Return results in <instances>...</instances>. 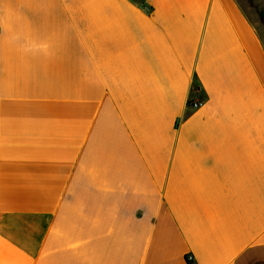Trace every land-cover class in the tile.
<instances>
[{"label": "crops", "instance_id": "crops-1", "mask_svg": "<svg viewBox=\"0 0 264 264\" xmlns=\"http://www.w3.org/2000/svg\"><path fill=\"white\" fill-rule=\"evenodd\" d=\"M189 254L264 264V29L241 0H0V264Z\"/></svg>", "mask_w": 264, "mask_h": 264}, {"label": "rangeland", "instance_id": "rangeland-1", "mask_svg": "<svg viewBox=\"0 0 264 264\" xmlns=\"http://www.w3.org/2000/svg\"><path fill=\"white\" fill-rule=\"evenodd\" d=\"M259 27L264 29V0H241Z\"/></svg>", "mask_w": 264, "mask_h": 264}, {"label": "built area", "instance_id": "built-area-1", "mask_svg": "<svg viewBox=\"0 0 264 264\" xmlns=\"http://www.w3.org/2000/svg\"><path fill=\"white\" fill-rule=\"evenodd\" d=\"M198 104L199 103H193L192 106H197ZM191 259H192L191 255L190 254L187 255L186 256V264H191Z\"/></svg>", "mask_w": 264, "mask_h": 264}]
</instances>
